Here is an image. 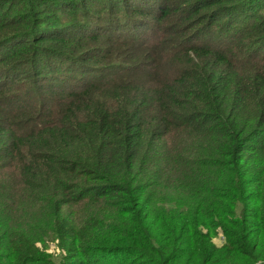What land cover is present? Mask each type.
<instances>
[{
  "label": "trees",
  "instance_id": "1",
  "mask_svg": "<svg viewBox=\"0 0 264 264\" xmlns=\"http://www.w3.org/2000/svg\"><path fill=\"white\" fill-rule=\"evenodd\" d=\"M0 264H264V0H0Z\"/></svg>",
  "mask_w": 264,
  "mask_h": 264
},
{
  "label": "rangeland",
  "instance_id": "2",
  "mask_svg": "<svg viewBox=\"0 0 264 264\" xmlns=\"http://www.w3.org/2000/svg\"><path fill=\"white\" fill-rule=\"evenodd\" d=\"M224 237L219 235L217 236L215 239H214V243L217 245V246H222V244L224 243ZM43 250H46L48 251L49 253H57L59 252V248H58V245H57V242L55 241H50L48 243H46V246L43 245L42 247Z\"/></svg>",
  "mask_w": 264,
  "mask_h": 264
}]
</instances>
